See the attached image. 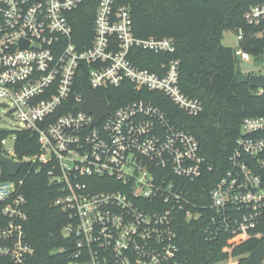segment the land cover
<instances>
[{"label":"built area","instance_id":"obj_1","mask_svg":"<svg viewBox=\"0 0 264 264\" xmlns=\"http://www.w3.org/2000/svg\"><path fill=\"white\" fill-rule=\"evenodd\" d=\"M84 2L0 0V106L17 124L5 130L0 153L36 173L57 163L59 173L53 166L48 176L58 187L53 205L68 216L62 234L73 240V248L59 250L69 252L66 264H189L178 245L183 220L202 224L205 242L226 239L225 258L216 264L246 262L251 253L238 256L237 249L264 241V116L244 119L216 174L195 135L156 101L155 94L167 97L188 117L203 112L199 99L181 88L180 60L163 62L176 41L137 38L132 7L99 0L91 45L81 49L71 16ZM245 20L264 36V4L252 6ZM237 36L242 40L243 31ZM239 53L240 63L252 59ZM141 58L157 70L138 66ZM82 79L110 106L98 124L80 110ZM122 87L134 89L137 99L111 103L95 94ZM18 131L37 136L38 154L19 157ZM22 186L23 179L5 181L0 168V264H28L35 255Z\"/></svg>","mask_w":264,"mask_h":264},{"label":"trees","instance_id":"obj_2","mask_svg":"<svg viewBox=\"0 0 264 264\" xmlns=\"http://www.w3.org/2000/svg\"><path fill=\"white\" fill-rule=\"evenodd\" d=\"M98 3L99 0H85L84 5L72 13L74 42L81 49L91 45ZM123 3L132 7L133 32L137 38H172L176 41V52L163 54V62L180 60L181 88L190 97L199 99L204 109L199 116L188 117L167 97L155 94L161 97L156 101L173 121L180 119L181 126L195 135L202 155L214 167V172L219 173L227 164L244 119L264 116V92L259 95L257 89L237 83L240 63L235 50L222 44L223 35L226 31L237 33L242 30L244 37L238 49L254 59L264 58V36L257 37L258 30L245 20L246 12L252 6L264 4V0H221L220 3L213 0H123ZM141 55L158 59L146 52ZM135 62L142 68L157 70L142 58ZM95 94L107 97L111 103L123 104L137 99L134 89L126 92L123 87ZM8 134V131L0 130V140ZM16 134V151L20 158L39 153L37 136L29 131ZM53 166L58 174L59 168L53 161L50 166H41L38 173L24 165L20 175L12 178L0 165L5 181L23 179L22 191L28 201L29 215L26 231L35 249L28 264H66L69 252L59 250L73 248V240L62 234L68 216L53 205L59 195L58 187L48 176V170ZM201 227L200 223L186 220L180 224L178 245L182 259L189 264L222 261L226 239L205 242ZM259 246V241H249L237 249L236 255H248ZM245 260L246 257H241L234 264H244Z\"/></svg>","mask_w":264,"mask_h":264},{"label":"water","instance_id":"obj_3","mask_svg":"<svg viewBox=\"0 0 264 264\" xmlns=\"http://www.w3.org/2000/svg\"><path fill=\"white\" fill-rule=\"evenodd\" d=\"M236 53V58L240 63L241 54L239 53V50H236ZM237 83L241 85H249L252 89L264 90V75H250L241 72L237 77ZM82 89L85 94L86 102L80 106V110L84 113L93 114L95 117L94 124H98L103 118L110 114V106L108 101L106 99L96 98L87 88L85 79H82ZM0 164L8 170L12 178H16L23 167L22 163H15L11 159L6 158L1 153ZM263 253L264 241L256 250L252 251L249 259L244 264H260Z\"/></svg>","mask_w":264,"mask_h":264},{"label":"rangeland","instance_id":"obj_4","mask_svg":"<svg viewBox=\"0 0 264 264\" xmlns=\"http://www.w3.org/2000/svg\"><path fill=\"white\" fill-rule=\"evenodd\" d=\"M168 2L172 0H166ZM214 2L220 3L221 0H213ZM239 39L237 36V33L233 31H226L224 32L222 44L225 47H230L234 49L235 51L239 48ZM240 71L245 74H250L252 72L254 73H264V58L260 59H254L252 58L249 62H242L239 64ZM2 104V101L0 100V105ZM17 128L16 120L12 118L9 111L0 106V130H11L15 131ZM13 144L11 141L7 143L5 146L6 150H10L12 148Z\"/></svg>","mask_w":264,"mask_h":264}]
</instances>
